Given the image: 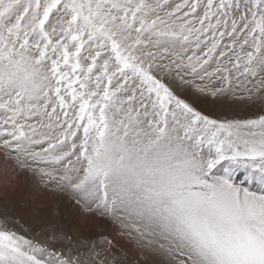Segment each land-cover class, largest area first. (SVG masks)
Wrapping results in <instances>:
<instances>
[{
    "label": "snow or ice",
    "instance_id": "obj_1",
    "mask_svg": "<svg viewBox=\"0 0 264 264\" xmlns=\"http://www.w3.org/2000/svg\"><path fill=\"white\" fill-rule=\"evenodd\" d=\"M0 264H264V0H0Z\"/></svg>",
    "mask_w": 264,
    "mask_h": 264
},
{
    "label": "rangeland",
    "instance_id": "obj_2",
    "mask_svg": "<svg viewBox=\"0 0 264 264\" xmlns=\"http://www.w3.org/2000/svg\"><path fill=\"white\" fill-rule=\"evenodd\" d=\"M69 210L68 206L66 204H61V211Z\"/></svg>",
    "mask_w": 264,
    "mask_h": 264
},
{
    "label": "bare ground",
    "instance_id": "obj_3",
    "mask_svg": "<svg viewBox=\"0 0 264 264\" xmlns=\"http://www.w3.org/2000/svg\"><path fill=\"white\" fill-rule=\"evenodd\" d=\"M69 211H70V209H69Z\"/></svg>",
    "mask_w": 264,
    "mask_h": 264
}]
</instances>
